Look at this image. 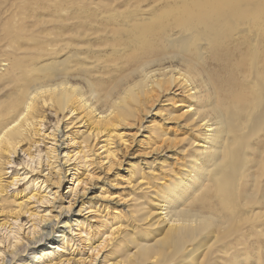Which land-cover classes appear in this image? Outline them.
<instances>
[{
    "label": "bare ground",
    "instance_id": "bare-ground-1",
    "mask_svg": "<svg viewBox=\"0 0 264 264\" xmlns=\"http://www.w3.org/2000/svg\"><path fill=\"white\" fill-rule=\"evenodd\" d=\"M224 257L264 264V0H0V264Z\"/></svg>",
    "mask_w": 264,
    "mask_h": 264
},
{
    "label": "rangeland",
    "instance_id": "rangeland-1",
    "mask_svg": "<svg viewBox=\"0 0 264 264\" xmlns=\"http://www.w3.org/2000/svg\"><path fill=\"white\" fill-rule=\"evenodd\" d=\"M166 97H163L159 103H161V105H163L162 108H159V105H155L156 109H160L161 113L165 116H167V114L169 113V106H170V101H163L165 100ZM156 109H154L153 111H156ZM178 111H174L173 113H177ZM51 119V116H49ZM143 117V116H142ZM153 116H151V114L146 118V119H142L140 123H142V127L140 129V131L137 130V122H134L133 124L130 125V127L126 130L128 132V136H127V146H126V152L124 153V150H119V156L121 157V164L119 166V168L116 167L115 172L117 173L116 175V179H118V182L113 181L112 187H107L108 193L107 195L110 194V196H108V198L111 199H117L120 200L119 202L125 203V204H129V202H126L127 200H125V194L127 193V187L124 184V180L125 178H123L125 176V172H124V168L128 167L127 165V161H131L130 163H136L139 160V165L142 166L144 161H149L152 157H150L151 152H149L148 149H146L147 146H149L148 144H146L145 141H141L144 137L148 134V129L147 126H149L152 123L153 120ZM157 121V118L155 119ZM154 121V127L150 128V129H156L157 126V122ZM174 121L172 120L171 122L168 123V126H172L175 125L173 123ZM173 131H175V135H173L172 133L170 134L171 138H174L175 141L174 143H170V146L167 147V145H164L163 147L165 148L164 150L161 151V153H166V154H170L173 152L178 151L180 148H184L186 147V139H185V129H181L179 127H173L172 129ZM167 149V150H166ZM22 154L19 152V157L16 159V163L19 164V162H21L23 159ZM141 159V160H140ZM120 169V170H117ZM102 179H103V173L101 175ZM110 177L112 178L113 176L110 175ZM101 184L100 181H96L94 182L93 187L91 188V191L88 192L87 198H89L90 196H95L98 193V186ZM63 185H67V184H63ZM66 190L65 187H61L60 188V195L64 194V191ZM107 201V200H106ZM110 206H115L117 209H126L127 206H123V204H115L114 202L110 203ZM77 209V207L75 208V210ZM24 220V219H22ZM58 226L60 227V223L58 224ZM153 228V227H152ZM157 233V229L155 231H153L151 233V235H149L150 237H152L154 234ZM1 235H2V231H1ZM156 236V235H155ZM223 260L225 261L224 264H228L227 263V259L224 257ZM11 264H14L13 262H11Z\"/></svg>",
    "mask_w": 264,
    "mask_h": 264
}]
</instances>
